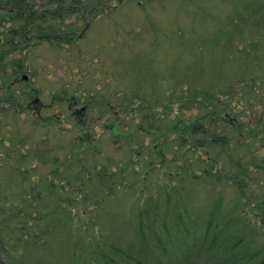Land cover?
Returning <instances> with one entry per match:
<instances>
[{"label": "trees", "instance_id": "trees-1", "mask_svg": "<svg viewBox=\"0 0 264 264\" xmlns=\"http://www.w3.org/2000/svg\"><path fill=\"white\" fill-rule=\"evenodd\" d=\"M121 1L0 0V264H264V0L193 8L163 68L98 40L111 71L41 97L30 52Z\"/></svg>", "mask_w": 264, "mask_h": 264}, {"label": "rangeland", "instance_id": "rangeland-1", "mask_svg": "<svg viewBox=\"0 0 264 264\" xmlns=\"http://www.w3.org/2000/svg\"><path fill=\"white\" fill-rule=\"evenodd\" d=\"M205 2L208 3L207 0H197L196 4L189 0H155L145 6L140 5L135 0H123L118 2L115 7L95 17L84 36L79 39V41L81 40L80 45L89 49L84 48L85 50H82L85 55L79 53L74 57L73 51L68 52L65 48H61L58 52H52L45 46L31 51L28 55L30 57L29 63L31 61L34 64L31 69H39V74L35 77L37 83L43 87L48 86V88H44L45 93L41 97L50 99V92L62 87V78L67 83H71L73 76L77 74L86 79L88 73L111 71L108 67L109 63H112L111 58L94 56L95 50L93 51V49L95 48L93 47L98 40L104 42L111 40L108 43L109 48L104 46L106 52L109 53L110 50L111 53H121L123 58L131 57L132 49L139 50L142 47L144 48L142 60L144 59L147 63L154 61L155 66L157 63L159 68L165 67L174 58L179 57L178 39L192 29L201 30L205 28V25L195 23L193 17L191 20L187 18L190 17V11L193 8L203 10ZM157 4L159 5L158 8ZM161 4L170 12L169 21L168 17H165L167 22H163L162 17L160 18L157 14L163 8ZM225 4L228 5L227 2ZM146 17L149 18L150 23L146 21ZM179 20H181V25L178 23ZM178 27L180 31L178 30L177 35H169ZM155 28L157 29L155 30ZM151 37L156 44L154 51L150 46ZM66 57L71 60L67 62ZM26 72L29 75L32 74L27 70ZM45 76L46 79L44 80ZM90 79L92 80H85L84 85H89L93 81V78ZM36 99L37 97L34 98V102H39L40 99Z\"/></svg>", "mask_w": 264, "mask_h": 264}, {"label": "water", "instance_id": "water-1", "mask_svg": "<svg viewBox=\"0 0 264 264\" xmlns=\"http://www.w3.org/2000/svg\"><path fill=\"white\" fill-rule=\"evenodd\" d=\"M37 99H38V98H37ZM37 99H36V100H37Z\"/></svg>", "mask_w": 264, "mask_h": 264}]
</instances>
